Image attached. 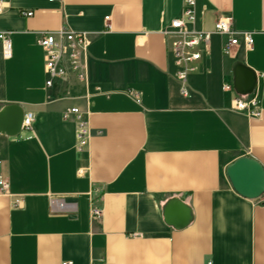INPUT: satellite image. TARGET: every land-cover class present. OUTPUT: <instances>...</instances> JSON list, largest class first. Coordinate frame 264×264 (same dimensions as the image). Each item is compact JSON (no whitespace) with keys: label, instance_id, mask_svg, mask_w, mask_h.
Segmentation results:
<instances>
[{"label":"crops","instance_id":"0c3cea01","mask_svg":"<svg viewBox=\"0 0 264 264\" xmlns=\"http://www.w3.org/2000/svg\"><path fill=\"white\" fill-rule=\"evenodd\" d=\"M0 109L33 112L31 130L0 133V264H264V202L240 195L227 167L241 156L264 168V0H197V29L220 14L252 33L223 52L215 34L184 96L164 30L183 0H0ZM22 10H32L24 15ZM87 32V75L47 86L39 32ZM254 69L260 115L232 108L233 64ZM232 92V93H231ZM77 106L90 134L78 148ZM102 212L93 215L91 195ZM192 208L176 228L163 207ZM20 204H15V199ZM52 198L67 205L58 208Z\"/></svg>","mask_w":264,"mask_h":264},{"label":"built area","instance_id":"2783aa9c","mask_svg":"<svg viewBox=\"0 0 264 264\" xmlns=\"http://www.w3.org/2000/svg\"><path fill=\"white\" fill-rule=\"evenodd\" d=\"M197 0H183V9L179 17L171 20L169 28L164 30L166 47L173 56L176 66L175 78L177 79L180 92L187 96L190 94L188 84L189 75L199 67V61L209 49L212 38L215 34L225 35L226 42L223 44V52L230 53L234 47L241 42L246 49H252L254 38L251 32L238 31L234 27L232 16L220 14L211 29H197ZM2 7L0 5V11ZM24 15H32V10H22ZM38 43L45 50L44 71L46 74V85L53 86L57 83L67 85L71 78L84 79L87 75L89 45L91 38L87 32L72 31L61 28L58 32L43 31L37 36ZM0 42L4 57L11 56V40L9 32L0 30ZM225 90H233L232 84L225 83ZM232 108L237 111L246 112L249 115L259 116V99L255 94L251 98L246 95L235 94L232 99ZM71 114L78 119V148L81 150L83 144L90 134L88 118L79 107L73 106L66 109L64 114L68 118ZM34 120L33 112H25L22 123L23 130H31ZM1 155V151H0ZM1 164V158H0ZM10 182L0 171V193H9ZM264 202V193L259 197ZM100 197L91 195L90 210L93 215H100L102 207L99 203ZM52 204L58 208H65L67 205L63 200L52 198ZM15 204H20V199H15ZM63 264H68L63 262ZM99 264V263H98Z\"/></svg>","mask_w":264,"mask_h":264},{"label":"water","instance_id":"95a60500","mask_svg":"<svg viewBox=\"0 0 264 264\" xmlns=\"http://www.w3.org/2000/svg\"><path fill=\"white\" fill-rule=\"evenodd\" d=\"M233 87L236 93L249 95L257 87L254 69L237 60L233 64ZM25 110L19 103H8L0 109V133L17 136L22 132ZM233 188L242 196L252 199L264 193V168L256 159L241 156L226 170ZM166 221L176 228L188 225L193 219L192 208L181 198L172 197L163 207Z\"/></svg>","mask_w":264,"mask_h":264},{"label":"rangeland","instance_id":"374dc122","mask_svg":"<svg viewBox=\"0 0 264 264\" xmlns=\"http://www.w3.org/2000/svg\"><path fill=\"white\" fill-rule=\"evenodd\" d=\"M232 93V92H231Z\"/></svg>","mask_w":264,"mask_h":264}]
</instances>
